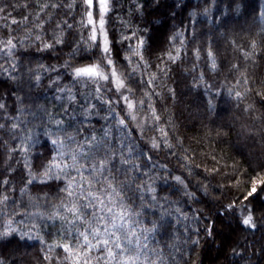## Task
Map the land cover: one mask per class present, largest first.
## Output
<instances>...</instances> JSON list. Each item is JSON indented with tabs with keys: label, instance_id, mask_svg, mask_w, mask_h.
I'll list each match as a JSON object with an SVG mask.
<instances>
[{
	"label": "clouds",
	"instance_id": "9594fccd",
	"mask_svg": "<svg viewBox=\"0 0 264 264\" xmlns=\"http://www.w3.org/2000/svg\"><path fill=\"white\" fill-rule=\"evenodd\" d=\"M261 177L264 0H0V264H264Z\"/></svg>",
	"mask_w": 264,
	"mask_h": 264
},
{
	"label": "trees",
	"instance_id": "16d2710c",
	"mask_svg": "<svg viewBox=\"0 0 264 264\" xmlns=\"http://www.w3.org/2000/svg\"><path fill=\"white\" fill-rule=\"evenodd\" d=\"M188 2L190 4L192 3H195V0H188ZM30 7H36L35 5H30ZM79 6L77 5V8ZM21 12H23V9L20 10ZM58 11V9H57ZM20 13H17V12H13L12 13V16L13 17H19ZM197 19H200L199 17ZM192 23L194 22H190V21H185L184 24H181V27H184L185 24L188 25L187 29L185 30V35L188 36V37H191V27H192ZM13 27H15V25H13ZM192 47H193V42L191 40H189L188 42V46H187V55L189 57H192L193 53H192ZM185 54V50L183 48H181V51L179 53L180 56H183ZM254 214L256 216V219H257V223L258 224H264V214H261L260 212H255L254 210ZM201 219L203 220V224L207 225L208 226V230L212 233H216L218 231L217 229V225L213 223V220L210 219L209 217L207 216H202ZM225 242H228V243H231L232 240H233V236H228L226 235L225 236ZM248 244H251L252 241L251 239H248L246 241ZM239 243H240V246L243 247L244 243H245V238L243 236L239 237ZM206 259H209L211 260L212 258L209 256V257H206Z\"/></svg>",
	"mask_w": 264,
	"mask_h": 264
},
{
	"label": "snow or ice",
	"instance_id": "6c2138e0",
	"mask_svg": "<svg viewBox=\"0 0 264 264\" xmlns=\"http://www.w3.org/2000/svg\"><path fill=\"white\" fill-rule=\"evenodd\" d=\"M93 2H94V0H87V3L89 4V6H92L93 5ZM104 2H105V0H100V3L101 4H104ZM89 23L90 24L93 23V20L91 18V14L89 15ZM178 36H179V34H178ZM83 71H88V70H83ZM259 183H264V177H261L259 180H254L253 181V185H254L253 190H252L253 192H255V185L256 184H259ZM250 220H251V217H248V218H246L244 220V223L245 224H248L250 222Z\"/></svg>",
	"mask_w": 264,
	"mask_h": 264
}]
</instances>
